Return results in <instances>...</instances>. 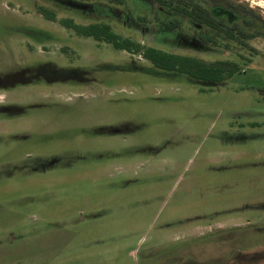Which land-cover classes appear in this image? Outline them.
I'll return each mask as SVG.
<instances>
[{"label":"rangeland","instance_id":"rangeland-1","mask_svg":"<svg viewBox=\"0 0 264 264\" xmlns=\"http://www.w3.org/2000/svg\"><path fill=\"white\" fill-rule=\"evenodd\" d=\"M160 9L0 0V264H264V38L206 47ZM66 20L239 71L166 72Z\"/></svg>","mask_w":264,"mask_h":264},{"label":"trees","instance_id":"trees-1","mask_svg":"<svg viewBox=\"0 0 264 264\" xmlns=\"http://www.w3.org/2000/svg\"><path fill=\"white\" fill-rule=\"evenodd\" d=\"M143 1L161 7L157 12L156 21L163 29L174 33L183 29L185 23H189L194 35L206 47L217 46L220 36L240 45H245L247 39L264 38V18L245 4H234L229 0ZM113 2L123 4L124 0H113ZM41 12L48 14V19H55L53 13L46 10ZM62 23L73 29L78 36L93 38L97 42L111 44L117 50L132 54L142 53L145 60L166 72H178L208 83H223L239 71L238 65L231 61L206 63L155 47L144 48L131 39L121 38L109 24L78 25L73 20Z\"/></svg>","mask_w":264,"mask_h":264}]
</instances>
